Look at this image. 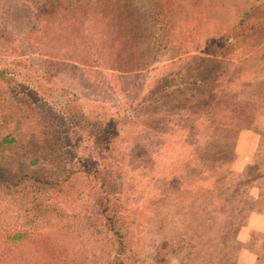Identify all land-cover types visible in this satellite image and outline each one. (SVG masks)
<instances>
[{
    "label": "rangeland",
    "instance_id": "374dc122",
    "mask_svg": "<svg viewBox=\"0 0 264 264\" xmlns=\"http://www.w3.org/2000/svg\"><path fill=\"white\" fill-rule=\"evenodd\" d=\"M0 72V264H264V0H0Z\"/></svg>",
    "mask_w": 264,
    "mask_h": 264
},
{
    "label": "trees",
    "instance_id": "16d2710c",
    "mask_svg": "<svg viewBox=\"0 0 264 264\" xmlns=\"http://www.w3.org/2000/svg\"><path fill=\"white\" fill-rule=\"evenodd\" d=\"M2 76H3V73L0 72V81L3 79ZM4 79H5V78H4ZM163 83H164V82H163ZM163 83H162V84H163ZM162 88H163V87H161V89H162ZM8 95H11V94L7 92V96H8ZM5 96H6V94H3V93L0 94V98H1V97H5ZM163 97H165V96H163ZM14 99H15L16 101H18V98H14ZM14 99H12V100H14ZM3 111H6V110L3 109ZM11 141H13V140H12L11 138H9V137L6 136V137L2 138V140L0 141V145H1L2 143H9V142H11ZM4 170H5V168H4L3 166H2V167L0 166V179H2V178L4 177V176H3V175H4ZM106 209H107V208H106ZM103 211H105V209L102 210V212H103ZM105 212H108V213H109L108 210H106ZM108 213L105 214V217H104V218L106 219V222H108L107 224H110V223H111V219H110V217H112V216H110L111 214H108ZM105 219H104V220H105ZM16 238L19 239V237H16Z\"/></svg>",
    "mask_w": 264,
    "mask_h": 264
}]
</instances>
